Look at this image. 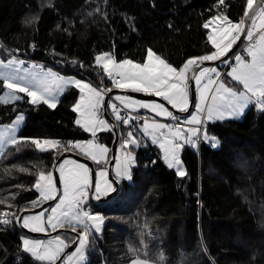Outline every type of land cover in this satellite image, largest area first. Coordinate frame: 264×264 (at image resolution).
I'll list each match as a JSON object with an SVG mask.
<instances>
[{"label":"trees","instance_id":"trees-1","mask_svg":"<svg viewBox=\"0 0 264 264\" xmlns=\"http://www.w3.org/2000/svg\"><path fill=\"white\" fill-rule=\"evenodd\" d=\"M247 4L248 0H0V54L79 68L99 89L109 80L95 63L98 53L111 52L116 60L138 63L151 49L179 69L190 58L213 51L208 35L221 21L207 29L206 22L227 17L240 23ZM27 20L32 22L25 24ZM217 67L229 84L235 83L226 77L229 66ZM21 96L25 99L0 101V124L25 113L17 143L0 156V219L10 220L0 223V264H49L23 250L21 238L28 234L20 229L17 216L33 207L39 173L52 171L57 156L70 150L71 139L82 141L90 134L75 123L74 86L64 91L54 108L32 105L26 94ZM117 123L121 138L129 125ZM207 129L217 136L218 146L203 139L196 147L185 145L184 177L137 134L140 145L130 146L135 155L131 179L120 180L112 199L89 201L105 221L100 234L90 233L86 264H129L134 259L159 264H264V112L251 106L241 119L212 120ZM98 134L110 147L113 132ZM33 139L60 143L41 152ZM107 162L94 164L99 169ZM58 234L68 245L75 238Z\"/></svg>","mask_w":264,"mask_h":264},{"label":"snow or ice","instance_id":"snow-or-ice-1","mask_svg":"<svg viewBox=\"0 0 264 264\" xmlns=\"http://www.w3.org/2000/svg\"><path fill=\"white\" fill-rule=\"evenodd\" d=\"M219 2L222 3L223 0H219ZM248 5L251 7L252 0H248ZM245 17H249L247 10ZM213 21H221L227 25L218 34L214 30L213 33L208 35L209 42L213 44L216 50L208 55L189 59L179 71L160 57L153 59L154 53L151 49L148 50L147 59L143 64L135 63L131 60L116 62L109 53L96 56L97 65H100L103 61L102 67L104 73L112 79L114 88L128 89L138 93H152L156 97H162L163 100L167 101L173 108L178 109L179 112L189 111L188 82L191 80L195 81L198 93L195 103L196 111L183 121H181L180 116L174 115L162 103L136 101L132 100L131 97H121L119 95L114 97L118 101H130V103L124 104L126 109L134 110V107L151 109L157 115L167 116L176 121L172 125L153 122L151 125L152 131L149 132V125L147 118H145V125L142 131L145 136L152 137L153 143L157 142L158 138H164V143L161 144V147L165 148V160L168 163V167L175 168L176 174L180 177L186 175L185 171L180 167L181 161L178 155L185 144L196 147L197 141L203 139V141L210 143V146L215 148L219 143L215 137H209L206 130L203 137H201L199 127H189L187 135H185L183 124L202 126L207 121L213 119L222 121L226 118L225 113H227V118H239L253 104H255L258 110L264 112V22L257 25L255 17H252V25L246 29L243 19L239 24H233L227 17H212L210 21L204 24V27L207 29ZM31 22V20H27L24 23L30 24ZM257 28L261 31L254 39L255 29ZM245 30L247 31V35L244 38L249 43L243 51L247 53V57H250V59L241 54H236L235 65L231 67V71L226 73V76L230 77L236 85H242L243 90H237L229 86L216 67H202L201 65L205 61H219L222 64H228L231 58L229 56L230 51L237 45L241 34ZM23 64L24 61L18 60L15 57L8 60L7 63L0 60V67L9 69L8 72H0L3 88L11 90V92H6L4 96H0V100L7 104L9 103L7 97L10 96L12 101H21L25 97L16 93H23L29 98L26 102L32 105L44 103L48 107L54 108L56 104L52 101L57 100L58 96L64 92V86L74 84L80 89L82 95L73 107V110L82 109L81 115L87 117L83 123L79 118L75 123L81 125L84 131H90L93 140L87 141V144L91 146L87 151H85L80 142H77L73 147L79 148L82 154L98 165L104 163L109 150L104 145L94 143V141L96 140L98 131H112L113 126H109L103 119L95 118L105 110L104 96L111 89L98 91L88 83L60 76L51 70L43 74L30 73L28 68L21 67ZM196 69H199L198 74ZM190 72L191 75H189ZM113 73H116L119 79H116ZM213 86H215L214 91H205L210 90ZM85 89H88L87 95L83 94ZM209 94L211 95V103L206 105L207 113L202 117L201 114L205 112V105L201 104L200 101H207ZM107 107L112 109V112L116 114L115 119L122 122L123 125L130 126L132 120L139 118H124L121 116L119 109L112 103L111 99L107 102ZM23 118L22 115H18L15 123L19 124ZM100 125L104 127L101 128L99 127ZM165 129L169 131L166 133ZM127 136L128 138L121 145L122 148H128L132 145L139 146V141L134 138L133 131H129ZM181 140H183V143H181ZM10 143L16 144L17 141L13 138L10 140ZM31 143L39 151L47 152L58 146L60 142L45 140L41 143L33 139ZM117 164L119 165L116 172L117 179L111 181L108 179L104 180L106 191L102 190L100 180H95V192L99 194L95 197L96 199L114 192L116 190L115 186L120 182L119 178H131L129 175V165L134 164V158L131 154L126 153V160L123 164L117 159ZM21 170L23 171L24 169ZM57 171L59 172V188L56 186L52 171H48L47 173L41 171L34 186L42 198L40 202H55V206L51 207V214H48L47 209H45L36 215L24 216L21 226L35 233L46 232L47 228L55 231L66 226L70 227L72 232H76L78 227H85L88 230L76 237L79 244L75 247V251L70 256L66 255L64 257V264H68L73 258H76L77 264H81L85 258V246L90 239V227L95 228V231L99 232L100 227L96 222H102V217L91 215L85 206L86 201L91 195L88 190L93 186L90 181V169L85 164L66 158L59 162ZM107 173L108 170L104 169L97 172L96 176L106 177ZM0 203L3 202L0 201ZM37 204V201L32 202L33 207H36ZM44 217H47L46 224ZM85 218H87V221L92 222L90 226L86 223ZM30 221L32 222L31 224L29 223ZM17 222H20L19 217H17ZM0 223L7 225L10 223V220L5 219L0 221ZM21 239L25 252L31 253L36 260L48 261L49 264H56V261L61 259V253H64L65 249L69 247L59 235L55 236L54 240L49 239L47 241L30 240L25 237ZM38 249H41V251L38 252ZM133 264H138V262L134 261Z\"/></svg>","mask_w":264,"mask_h":264},{"label":"rangeland","instance_id":"rangeland-1","mask_svg":"<svg viewBox=\"0 0 264 264\" xmlns=\"http://www.w3.org/2000/svg\"><path fill=\"white\" fill-rule=\"evenodd\" d=\"M257 0H252V4L253 3H255ZM262 4V7L261 8H264V1L261 3ZM260 4V5H261ZM252 6V5H251ZM250 8V7H249ZM262 9H259V10H257L256 11V14H254V17H255V19H256V23H257V25H260L262 22H264V9L261 11ZM259 16L261 17L260 19H258L259 18ZM222 23V22H221ZM223 24V23H222ZM225 25V24H224ZM252 25V22L250 23V26ZM260 29H255V33L254 34H256V33H260ZM248 40H246L245 39V41H244V43H243V45L242 44H240V46L239 47H242L240 50L241 51H238L236 54H241L242 56H244V57H246V58H248V59H250V57H247V53L245 52V51H243L246 47H247V44H248ZM238 47V48H239ZM153 53H154V57H153V59H155V57H160L161 59H163L166 63H168L162 56H160L159 54H157V53H155L154 51H152ZM103 53H109L110 54V56L116 61V62H119V61H122V60H131V61H133L132 59H129V58H123V59H120V60H116L115 59V57H114V55L111 53V52H102V53H98L96 56H98V55H101V54H103ZM206 55H208V54H206ZM147 56H148V53H147V55H146V58H145V60L147 59ZM236 56V55H235ZM191 59V58H190ZM0 60H3L5 63H7V61H8V59H5V58H3V56L0 54ZM145 60L143 61V62H138V63H140V64H143L144 62H145ZM24 61H26V60H24ZM27 62V61H26ZM24 63L23 64V66L25 67V68H27L26 66H30L29 68H32L34 71H32V72H35V73H37V74H43V73H47L48 71H42V70H40L39 69V67L38 66H36L34 63ZM133 62H135V61H133ZM95 63L97 64V62H96V58H95ZM135 63H137V62H135ZM235 63H236V61H235V57H234V60L232 61V64L228 67V71H231V67L232 66H234L235 65ZM31 64V65H30ZM102 64H103V61L101 62V64L100 65H98L99 67L101 66L102 67ZM169 64V63H168ZM169 65H171V64H169ZM172 66V65H171ZM184 66V65H183ZM182 66V67H183ZM172 67H174V66H172ZM207 67H216L217 68V70L220 72V70H219V68L217 67V65H215V66H207ZM110 68H111V64H110ZM175 68V67H174ZM176 69V68H175ZM180 69V68H179ZM179 69H177V71H179ZM48 70H51L52 72H54V73H58L60 76H63V77H66V78H73V79H78V80H81L82 82H84V83H88V84H90L92 87H94V88H96L98 91H100V89H98L94 84H92L91 82H90V80H88V78H86V77H83V76H80V75H78V74H76V73H74V72H65V73H63V72H61L60 70H56V69H54V68H52V67H48ZM226 70V71H227ZM9 71V69H6V68H3V67H0V72H8ZM198 72H199V69H198V71H197V74H198ZM31 73V72H30ZM227 77V76H226ZM222 78H224V77H222ZM2 79V78H1ZM50 79H51V77H50ZM214 79H216L215 77H214ZM225 79V78H224ZM225 81L226 82H228V84H229V80H226L225 79ZM70 85H65L64 87H65V90L64 91H66L67 89H68V87H69ZM72 86H74L75 88H77L74 84L72 85ZM230 86L231 87H233V88H236L237 90H243V88H242V85H236L235 83H233V84H230ZM53 87H55V85H53ZM194 87H195V91H196V99H197V95H198V93H197V90H196V85H195V81H194ZM78 89V96H77V99H76V102L74 103V106L77 104V101H79L80 100V98H81V95H82V93H81V91H80V89L79 88H77ZM114 89H116V88H112L111 90H114ZM215 90V86H213L210 90H205L206 92H209V91H214ZM6 92H11V90H8V89H4L3 88V92L1 93V95L0 96H4L5 95V93ZM17 95H21V93H16ZM64 94V92L62 93V94H60L59 96H58V98H57V100H55V101H52L53 103H55V104H57L58 102H59V100H60V98L62 97V95ZM84 95H87L88 94V89H85V91H84V93H83ZM108 94V93H107ZM117 95H119V96H121V97H131L132 98V100H136V101H142V102H146V101H155L156 103H161V102H159V101H157V100H153V99H151V100H147V99H140V98H136V97H133V96H130V95H125V94H122V93H119V92H115V93H113V94H111V96L109 97V100L111 99L112 100V103H114L115 105H117V104H120V105H122V106H124V104L125 103H130V101H128V100H124L123 102L122 101H118V100H115L114 99V97H116ZM211 95L209 94V96H208V100H209V97H210ZM105 97V96H104ZM189 97H190V95H189ZM7 99L9 100V101H12L11 100V97L9 96V97H7ZM196 99H195V103H196ZM208 100L207 101H200L201 102V104H204L205 105V112L204 113H202L201 114V116L203 117L204 115H206V113H207V107H206V105L208 104ZM1 102H3L2 100H0ZM195 103H194V106H193V108H192V110H191V112L187 115V116H183V118L181 117V121H183V120H186V119H188L190 116H191V114L193 113V112H195L196 111V108H195ZM73 106V107H74ZM252 106H254L255 108H257L256 106H255V104H253ZM109 110H110V112L112 113L111 115H112V117L115 119V115L116 114H114L113 112H112V109L109 107ZM131 110H133V109H131ZM134 110H142V111H144L147 115H149L152 119H147V122H148V125H149V128H148V130H149V132H151L152 131V128H151V125L153 124V122H158V121H156L155 119H157V118H169V119H171L170 117H167V116H162V115H157L156 114V112H154V111H152L151 109H142V108H135L134 107ZM247 111V110H246ZM245 111V112H246ZM81 112H82V109L81 110H77L76 111V113H77V115H76V120L79 118V119H81V121H82V123L87 119V117H85V116H83V115H81ZM102 114H103V112H102ZM119 114H120V112H119ZM18 115H22L24 118L20 121V123L19 124H16L15 123V121H16V119H17V116ZM17 116H15L14 117V119L12 120V122H10V123H8V124H0V156H1V154H2V152H3V150H4V148H6L8 145H10V144H12V143H10V140L11 139H15V140H17L18 138H19V136H18V131H19V129L22 127V125L24 124V121H25V113L24 112H20L19 114H18ZM121 115V114H120ZM244 115V114H243ZM243 115L242 116H240L238 119H241L242 117H243ZM103 118H104V115H103ZM186 118V119H185ZM95 119H97V117L95 118ZM225 119H228V118H225ZM76 120H75V122H76ZM103 120H105L106 122H107V124L110 126V124H109V122L104 118ZM116 120V119H115ZM214 120V119H213ZM210 121H212V120H210ZM209 121H207L205 124H203L202 126H197V127H199L200 128V135H201V137H203V135H204V131L206 130V132H207V135L209 136V137H215L216 138V140L218 141V138H217V136L216 135H214L213 133H210L209 131H208V129H207V123H208ZM144 125H145V120H143L142 122H140L139 124H133V123H131V126H129V127H127L126 128V132H125V134H122V137L120 138V141H119V143H118V145H117V148H116V152H115V157H114V162H113V166H112V174H113V176L114 177H116V172H117V170H118V167H119V165L117 164V159L120 161V163L121 164H123L124 162H125V160H126V153H130L131 154V156L134 158V164H130L129 165V175H130V177L132 176V168H133V166L135 165V155H134V153H133V151L130 149V147H128V148H122L121 147V145H122V143H123V141L125 140V139H127L128 138V136H127V133L129 132V131H133L134 132V138L135 139H137L138 141H139V145H140V139L138 138V136H137V134H140V136H142V140L144 141V142H149V143H151V144H153L156 148H157V150H158V152H159V154H160V156H161V158L164 160V162L167 164V166H168V163H167V161L165 160V148H162L161 147V144L162 143H164V138H158L157 139V142H155V143H153V140H152V137L151 136H145L144 135V132L142 131V129H143V127H144ZM79 127H81L83 130H84V128L81 126V125H78ZM99 127H101V128H103L104 126L103 125H100ZM189 127H193V125H189V124H184L183 125V128H184V130H185V133L187 134V129L189 128ZM166 133L169 131L168 129H165L164 130ZM98 132H102V131H98ZM98 132H97V134H96V140L94 141V143H99V144H101V145H104L105 147H107L108 148V150L110 151V147L107 145V143L105 142V141H103L102 139H100V137H99V134H98ZM88 133L90 134V137H88V138H86V139H84V140H82L81 141V143H82V146L84 147V149H85V151H87L91 146H89L88 144H87V141H89V140H93V136H92V134H91V132L90 131H88ZM158 135V134H157ZM42 143V142H41ZM181 143H183V140H181ZM185 145H187V144H185ZM133 147H136V145H132ZM78 151H80V149L78 148ZM109 151H108V153H107V155H106V158L104 159V162H106V161H108V158H109ZM181 151H182V149L179 151V153H178V155H179V159H180V161H181V165H180V167L184 170V171H186L185 170V166H184V164H183V161H182V159H181ZM81 152V151H80ZM87 157V156H86ZM67 159H71V160H76V161H78L79 163H82V164H85V163H83V162H80L79 160H77V159H75V158H72V157H66ZM65 158V159H66ZM88 158V157H87ZM91 160V159H90ZM94 162V161H93ZM95 163V162H94ZM86 166H87V164H85ZM88 167V166H87ZM105 169H106V167H104ZM175 172H176V169L175 168H172ZM97 172H99V170L97 171V169H96V173ZM117 178V177H116ZM97 179H99L100 180V182H101V185H103L104 184V180L105 179H108V180H110L109 179V176H108V173H107V176L106 177H97L96 176V180ZM120 179H125V180H130L129 178H127V177H121ZM111 181V180H110ZM37 190V189H36ZM38 191V190H37ZM62 194V193H61ZM42 200V198L40 197V193H39V191H38V195H37V197L33 200V201H37L38 202V204L39 203H42V202H40ZM32 201V202H33ZM53 206H55V203H53V204H51V205H49V206H46V207H44V208H42L41 210H39V211H37V212H35V213H30V214H26L25 216H32V215H36V214H38L39 212H41V211H44L45 209H47V211H48V214H51V207H53ZM91 215H93V216H100V217H102V222H100V221H97L96 223L99 225V227H100V231L99 232H96L95 231V228H91L90 227V231H92L93 233H95V234H100L101 233V231H102V228H103V224H104V221H105V219H104V217L99 213V212H97V211H95V210H93V211H91V213H90ZM85 220H86V223L90 226L91 224H92V222L91 221H87V218H85ZM44 221H45V224L47 223V217H44ZM30 224L32 223L31 221L29 222ZM67 227V226H66ZM70 228V227H69ZM79 228V232L80 233H83V232H85L86 230H88V229H86L85 227H83V226H81V227H78ZM49 231H52V229L51 228H47V231L46 232H49ZM57 235H59L60 237H61V239L62 240H64V242L66 243V240H65V238H64V236L63 235H61V234H56V235H54V236H52V237H34V236H30V235H23L22 237H25V238H28V239H30V240H41V241H47V240H49V239H53L54 240V237L55 236H57ZM22 244H23V241H22ZM78 244H79V242H78ZM78 244L76 245V246H78ZM23 247H24V245H23ZM38 252L39 251H41V249H38L37 250ZM75 251V248L69 253V254H67L68 256H70L73 252ZM84 260L81 262V264H86L85 262H86V256H85V251H84ZM134 261H136V262H138V264H159V263H154V262H151V261H148V260H144V259H134V260H132L129 264H133V262ZM60 264H64V260L60 263ZM68 264H77V261H76V258H73V260L71 261V262H68Z\"/></svg>","mask_w":264,"mask_h":264},{"label":"water","instance_id":"water-1","mask_svg":"<svg viewBox=\"0 0 264 264\" xmlns=\"http://www.w3.org/2000/svg\"><path fill=\"white\" fill-rule=\"evenodd\" d=\"M264 0H257L255 3L252 4V6L248 9L249 12V17H245L244 21H245V26L246 29L247 27H250V23L252 20L253 15L255 14V12L257 11V9L259 8L260 4L263 2ZM247 35V31L245 30L244 33L241 34L240 40H238L237 45H235L233 47V49L230 51L229 56H232L235 51L238 49V47L240 46V44L243 42V40L245 39L244 37ZM199 63V61H198ZM220 64L219 61L216 62H209V61H205L203 62V64L201 65L202 67H207V66H215ZM198 71V69H196V72ZM189 75H191V72L189 73ZM188 88H189V104H188V108L189 111L188 112H179L178 109L173 108L170 104H168L167 101L163 100L162 97H156L154 94L152 93H144V92H133L131 90L128 89H114L111 90L110 92H108V94L105 95L104 97V105H105V110L103 111V115L104 118L109 122L110 126H113V140L111 142L110 145V156H109V160L107 162V164L105 165L106 169L108 170V176L110 180H114L117 179L116 177L113 176L112 174V166H113V162H114V157H115V152H116V148L117 145L120 141V133H119V127H118V123L117 121L112 117V115L110 114L108 107H107V102L109 101V97L111 96V94L115 93V92H119L125 95H130L136 98H140V99H153V100H157L159 102H161L162 104H164V106L171 111L174 115L177 116H181V117H185L187 116L195 103V99H196V91H195V87H194V80H191L188 82ZM66 157H72L75 158L77 160H79L80 162H83L85 164H87V166L90 169V181L92 182L93 186L89 189V192L91 193L90 197L91 200L93 201V203L95 204H99L103 201H107L112 199L119 191L120 188V182L118 185H116V190L108 195H104L102 196L100 199H96L95 197L97 195H99L98 193L95 192V187H94V183L96 180V167L95 164L92 160H90L89 158H87L86 156H83L81 154H79L78 152L72 151V150H66L63 151L62 153H60L54 164H53V168H52V172H53V176L54 179L56 181V186L59 188V172L57 171L59 162H61L63 159H65ZM120 181V180H119ZM62 193V191H61ZM55 203L54 201H44L42 203L37 204L36 207H31V208H25L23 210H21L18 214L17 217L20 218V222L18 223L20 229L22 231H24L25 233H27L28 235H33L36 237H52L58 233L61 232H66V233H70L73 234L75 236L74 240L69 244V247L65 249L64 253H61V259L56 261V264H60L63 260L64 257L69 254L78 244V240L76 239L77 236H79L80 232L76 230V232H72L71 228L65 227V228H61V229H57L55 231H49V232H41V233H35V232H31L29 229L23 228L21 226L23 220L22 218L26 215V214H30V213H35L39 210H41L42 208L49 206L51 204Z\"/></svg>","mask_w":264,"mask_h":264},{"label":"built area","instance_id":"built-area-1","mask_svg":"<svg viewBox=\"0 0 264 264\" xmlns=\"http://www.w3.org/2000/svg\"><path fill=\"white\" fill-rule=\"evenodd\" d=\"M259 34L256 33L254 34V39H255V36H258ZM3 46V44L0 42V47ZM242 48V47H241ZM234 56V55H233ZM233 56L229 59V63L226 64V66H230L232 64V61H233ZM24 60H26L28 63H34L36 66L39 67L40 70L42 71H48V67H52L56 70H59V69H64V70H69L71 72H74V73H77L79 74L80 76L83 75L82 71L79 69V68H76V67H72V66H69V65H61L59 63H56L54 62L53 64H50V63H47V62H44V61H41V60H36V59H32V58H24ZM103 69V68H102ZM87 78V77H86ZM116 79H119V76H115ZM108 83L104 84V85H101L99 86V89L102 90V89H112L114 86H113V82H112V79H110L108 77ZM117 108L119 109V112L121 114V116H123L124 118H129V117H139L138 119H134L132 120L133 122H142L143 120H145V118L147 119H152L149 115H147L146 113H143V112H140V111H137V110H131V109H126L124 106L120 105V104H117L116 105ZM97 119H103V114H99L97 116ZM156 121H158V123H162V124H169V125H172V124H175L176 121H173L172 119H169V118H157L155 119ZM184 125V124H183ZM58 141V140H57ZM71 142V143H70ZM77 142H80L81 143V140L79 139H76V138H73L71 139L69 142H68V147L71 149V150H74V149H78L76 147H73L74 145L77 144ZM90 201V198L86 201V209L91 213L92 211V208L89 206V202ZM2 220H5L4 217L2 216L0 221ZM91 233V231H90Z\"/></svg>","mask_w":264,"mask_h":264},{"label":"crops","instance_id":"crops-1","mask_svg":"<svg viewBox=\"0 0 264 264\" xmlns=\"http://www.w3.org/2000/svg\"><path fill=\"white\" fill-rule=\"evenodd\" d=\"M248 5V4H247ZM249 6V5H248ZM262 7V4H261V6H260V8L259 9H264V8H261ZM258 9V10H259ZM261 10V11H262ZM261 17L259 16V18L258 19H260ZM233 24H239V23H233ZM225 27H227V25L225 24H222V23H219V24H217V25H214L212 28H211V30H210V32H209V34H211V33H213L214 32V30H215V32L218 34L223 28H225ZM259 29V28H258ZM213 45V44H212ZM213 51H215L216 49H215V47L213 46ZM212 51V52H213ZM211 53V52H210ZM210 53H208V54H210ZM15 56H8L7 58H5V59H8V60H10V59H13ZM16 59H18V60H22V61H24V59H21V58H17V57H15ZM26 61H24V63H25ZM27 63V62H26ZM31 65V64H30ZM21 67L22 68H25L23 65H21ZM27 68H28V70H29V72H32V71H34L32 68H29L30 66H26ZM229 70V69H228ZM228 70L226 71V73L228 72ZM63 73H65V72H63ZM70 73V72H69ZM225 73V74H226ZM230 80H231V78L230 77H228ZM91 82V81H90ZM92 83V82H91ZM92 84H94V83H92ZM95 85V84H94ZM70 86H72V85H70ZM69 86V87H70ZM96 86V85H95ZM229 86H230V84H229ZM97 87V86H96ZM231 87V86H230ZM98 88V87H97ZM147 100H151V99H147ZM208 103H211V96L209 97V100H208ZM108 110H109V107H108ZM109 112H110V110H109ZM111 113V112H110ZM112 114V113H111ZM225 117L227 118V113H225ZM186 119V118H185ZM235 119H238V118H235ZM214 120H217V119H214ZM12 122V121H11ZM10 123V122H9ZM5 124H8V123H5ZM193 127H197L196 125H193ZM185 135H187L186 133H185ZM5 149V148H4ZM4 151V150H3ZM82 155H84V154H82ZM105 168L103 167V166H101L99 169H97V171L99 170V171H101V170H104ZM119 180H122V179H120L119 178ZM101 188H102V190H104V191H106V188H105V185L103 184V185H101Z\"/></svg>","mask_w":264,"mask_h":264},{"label":"bare ground","instance_id":"bare-ground-1","mask_svg":"<svg viewBox=\"0 0 264 264\" xmlns=\"http://www.w3.org/2000/svg\"><path fill=\"white\" fill-rule=\"evenodd\" d=\"M249 43V42H248ZM248 45V44H247ZM237 53V52H236ZM236 53L234 54L233 58L235 57ZM114 76H118L116 73H113ZM33 236V235H32ZM36 237V236H35Z\"/></svg>","mask_w":264,"mask_h":264}]
</instances>
